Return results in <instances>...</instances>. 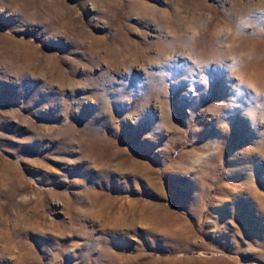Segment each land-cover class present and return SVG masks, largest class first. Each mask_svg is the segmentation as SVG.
I'll use <instances>...</instances> for the list:
<instances>
[{"label": "rangeland", "instance_id": "374dc122", "mask_svg": "<svg viewBox=\"0 0 264 264\" xmlns=\"http://www.w3.org/2000/svg\"><path fill=\"white\" fill-rule=\"evenodd\" d=\"M0 264H264V0H0Z\"/></svg>", "mask_w": 264, "mask_h": 264}, {"label": "bare ground", "instance_id": "6f19581e", "mask_svg": "<svg viewBox=\"0 0 264 264\" xmlns=\"http://www.w3.org/2000/svg\"><path fill=\"white\" fill-rule=\"evenodd\" d=\"M201 148H202V146H201ZM205 148V147H204Z\"/></svg>", "mask_w": 264, "mask_h": 264}]
</instances>
